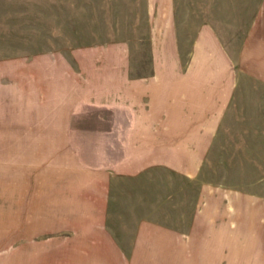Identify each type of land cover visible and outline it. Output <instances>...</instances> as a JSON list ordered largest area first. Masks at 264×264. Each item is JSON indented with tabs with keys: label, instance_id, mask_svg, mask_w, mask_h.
Instances as JSON below:
<instances>
[{
	"label": "rangeland",
	"instance_id": "1",
	"mask_svg": "<svg viewBox=\"0 0 264 264\" xmlns=\"http://www.w3.org/2000/svg\"><path fill=\"white\" fill-rule=\"evenodd\" d=\"M155 27L181 66L203 51L202 66L232 78L221 130L195 177L162 172L140 198L120 182L110 219H65L71 157L36 135L59 129L61 101L107 99L111 69L147 75ZM155 227L180 235L146 256L141 232ZM194 250L264 264V0H0V264H183Z\"/></svg>",
	"mask_w": 264,
	"mask_h": 264
},
{
	"label": "crops",
	"instance_id": "2",
	"mask_svg": "<svg viewBox=\"0 0 264 264\" xmlns=\"http://www.w3.org/2000/svg\"><path fill=\"white\" fill-rule=\"evenodd\" d=\"M163 37L155 27L151 38L154 66L147 75H133L134 69L129 67L111 69L105 91H101L107 99L61 101L57 108L62 114L55 117L59 129L37 133V139L58 140L61 155L71 157L59 174L60 183L66 172L64 184H59L65 219L84 223L104 214L110 219L120 182L125 198H140L149 177L163 179L166 171L193 178L201 170L235 96V85L221 67L213 71L211 66H202L206 52H195L193 65L181 66L177 47ZM207 37L220 55L221 45L211 33ZM85 155L89 158H81ZM55 186L51 185L54 191ZM84 193L93 199L78 201ZM187 230L185 234L191 235V229ZM173 235L180 234L163 227L143 229L141 250L147 256L165 242L173 245L172 239L164 238ZM193 253L192 259L181 262H218L205 251ZM142 262L161 264L157 258ZM171 263L179 264L176 260Z\"/></svg>",
	"mask_w": 264,
	"mask_h": 264
}]
</instances>
